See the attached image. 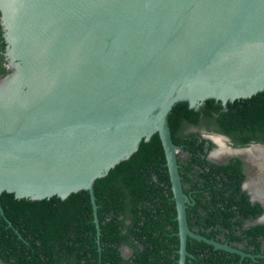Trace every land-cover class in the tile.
<instances>
[{
    "label": "water",
    "instance_id": "obj_1",
    "mask_svg": "<svg viewBox=\"0 0 264 264\" xmlns=\"http://www.w3.org/2000/svg\"><path fill=\"white\" fill-rule=\"evenodd\" d=\"M0 12L11 70L0 77V195L86 189L99 233L95 180L158 133L178 264L188 237L250 255L190 229L172 120L264 90V0H0Z\"/></svg>",
    "mask_w": 264,
    "mask_h": 264
},
{
    "label": "trees",
    "instance_id": "obj_2",
    "mask_svg": "<svg viewBox=\"0 0 264 264\" xmlns=\"http://www.w3.org/2000/svg\"><path fill=\"white\" fill-rule=\"evenodd\" d=\"M0 24V49L4 45ZM0 55V75L8 72ZM213 129L235 145L264 143V90L225 104L206 99L197 108L175 111L172 132L176 145L190 158L181 164L191 192V230L227 242L259 257L214 248L188 237L187 264H264V223L251 222L263 207L241 188L240 160L216 164L207 160L213 143L186 127ZM205 147V150H204ZM99 221H94L86 189L65 198H18L0 195V264H178L176 208L166 159L158 133L143 140L127 159L94 182ZM250 222L248 226H245ZM129 254L123 253V248Z\"/></svg>",
    "mask_w": 264,
    "mask_h": 264
},
{
    "label": "flooded vegetation",
    "instance_id": "obj_3",
    "mask_svg": "<svg viewBox=\"0 0 264 264\" xmlns=\"http://www.w3.org/2000/svg\"><path fill=\"white\" fill-rule=\"evenodd\" d=\"M0 24L2 26L1 35L4 40V45L2 49H0V55L3 56V60H4V63L1 62V64H3L6 67V69L8 70L6 74H8L11 70L6 65V62H7L5 59V50H6L5 31L6 29L4 28L2 24L1 12H0ZM0 44H1V40H0ZM4 75H0V77ZM185 130L187 131H197L198 130L202 134L203 137H204L203 133H208L207 135L212 137V139L207 138L209 141L213 143V147L207 151V155H206L207 160H209L210 162L222 165V164L230 163L231 159L237 158L240 160L239 166L241 168L242 173L245 175V178L241 182V188L247 192V194L249 195L250 201L258 202L261 204V206L263 207V212L261 215H263L264 214V206H263L264 204V143L252 141V142L246 143L245 145H235L233 140L228 135L222 134L213 129L208 130L205 127L193 128L189 126V127H186ZM204 150H205V147H204ZM178 154H179L181 164L190 158V155L187 149H184L182 147L178 151ZM187 188L189 189L188 185H186V189ZM191 192L192 190L187 191L186 193L190 199V203H191V197H190ZM253 196L256 199L252 200ZM261 215L256 217L251 223L259 224L256 222V220ZM249 224L250 222H247L245 226H248ZM237 248L244 251L242 249L243 244H238ZM244 252L252 255V256L250 255H245V256H249L252 258L255 256L256 257L261 256L260 254L254 255L246 251Z\"/></svg>",
    "mask_w": 264,
    "mask_h": 264
},
{
    "label": "rangeland",
    "instance_id": "obj_4",
    "mask_svg": "<svg viewBox=\"0 0 264 264\" xmlns=\"http://www.w3.org/2000/svg\"><path fill=\"white\" fill-rule=\"evenodd\" d=\"M204 135H207L208 133H203ZM207 136H209V135H207ZM213 136V135H212ZM215 136V135H214ZM217 136H219V135H217ZM211 137V136H210ZM221 137V136H220ZM124 249V248H123ZM123 251V253L125 254V255H127V254H129V252L127 253V251L126 250H122Z\"/></svg>",
    "mask_w": 264,
    "mask_h": 264
},
{
    "label": "clouds",
    "instance_id": "obj_5",
    "mask_svg": "<svg viewBox=\"0 0 264 264\" xmlns=\"http://www.w3.org/2000/svg\"><path fill=\"white\" fill-rule=\"evenodd\" d=\"M205 138V137H204ZM212 138V137H211ZM207 139V138H206Z\"/></svg>",
    "mask_w": 264,
    "mask_h": 264
}]
</instances>
